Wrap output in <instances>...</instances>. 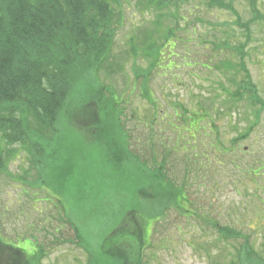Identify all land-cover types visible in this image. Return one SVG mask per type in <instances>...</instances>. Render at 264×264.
<instances>
[{
    "label": "rangeland",
    "instance_id": "374dc122",
    "mask_svg": "<svg viewBox=\"0 0 264 264\" xmlns=\"http://www.w3.org/2000/svg\"><path fill=\"white\" fill-rule=\"evenodd\" d=\"M153 6L120 0L108 64L85 76L79 72L53 131L29 135L26 146L0 139L10 158L0 173V244L25 252L19 264L264 259V17L252 19L251 12L256 7L264 15V0H234L239 24L229 10L205 0ZM169 28L172 38L163 44ZM145 38L155 44L149 58L157 64L145 77L150 102L140 96L142 78L134 77L149 62L133 53V47L144 49ZM244 42L261 105L233 96L232 79L246 77L229 66ZM101 85L100 100L108 99V107H100V126L89 125L84 111L98 110L93 91ZM76 118L81 120L74 124ZM190 126L196 146L188 153ZM211 127L226 142L241 136L240 151L248 146L242 156L210 146ZM153 186L163 189V202L148 194ZM174 189L190 212L173 205Z\"/></svg>",
    "mask_w": 264,
    "mask_h": 264
},
{
    "label": "trees",
    "instance_id": "16d2710c",
    "mask_svg": "<svg viewBox=\"0 0 264 264\" xmlns=\"http://www.w3.org/2000/svg\"><path fill=\"white\" fill-rule=\"evenodd\" d=\"M184 1L188 0H147V4L152 3L156 10H161ZM205 1L208 6H220L229 10L236 16L237 24H239L238 13L231 6L234 0H230L228 4H224V0ZM119 3L120 0H0L1 140L9 144L18 143L26 146L29 135H41L48 130L53 131L62 108H65L70 100L73 86L79 80L76 78L79 72H82L80 76H85L108 64L107 59L111 55L114 44ZM177 7H174L175 10ZM251 12L252 19L264 17L256 7L251 8ZM244 30L248 39V22L244 23ZM172 35V29L169 28L161 43L170 42ZM144 41L146 43H142L144 49L137 50V47H133V53H141L149 58L150 53L155 50V44H148L146 38ZM245 47L246 42L239 44L238 61L235 66H229L246 77V79L244 77L232 79L237 85L233 96L240 100L247 97L252 104L261 105V99L245 66ZM156 66L157 64L149 58L147 67L134 74L135 80L142 78L140 96L147 102L149 99L144 92L145 77H149L150 71ZM115 68L118 71L122 70L120 64H115ZM103 90L105 92L101 85L93 91L94 97H98V103L96 102L98 110L90 114L84 111V120L92 123L89 125L100 126L103 122V116L99 113L100 107L104 110L109 102L106 98L103 99L105 102H101ZM103 103L106 104L103 105ZM110 111L109 108L106 114L111 113ZM183 112L188 114L186 109H183ZM182 119L187 121L188 117L186 119L182 117ZM80 120L76 118L74 124ZM81 126L88 125L81 124ZM186 129L190 133L196 130L191 126ZM189 137L188 147L185 146L183 151L191 153L196 146V140L192 139L193 133ZM241 139L242 137L238 136L234 140ZM212 144L219 147L223 145L222 139L215 137ZM159 145L166 144L162 141ZM145 147H147L146 144ZM150 157L154 159V153L151 156L146 155L147 162ZM9 159L3 156V150L0 147V173L6 169V162ZM160 168L161 166H158L157 169L161 173ZM149 187L152 189V186ZM153 188L154 190L148 193L150 197L159 203L163 202V199H166L163 189L155 186ZM172 194L174 195L173 205L187 213L192 210L188 203L179 197L178 189H174ZM141 196L143 194H140ZM228 231L224 232L225 235H228ZM129 248L132 249V245ZM0 249L3 251L1 255L5 259V263L2 262L4 264H19L22 259H26L25 252L19 247L3 243V245L0 244ZM103 253L109 257L107 252ZM249 253L252 255V252L249 251ZM252 259L254 260L252 264H264V259L256 256Z\"/></svg>",
    "mask_w": 264,
    "mask_h": 264
},
{
    "label": "flooded vegetation",
    "instance_id": "af4514ba",
    "mask_svg": "<svg viewBox=\"0 0 264 264\" xmlns=\"http://www.w3.org/2000/svg\"><path fill=\"white\" fill-rule=\"evenodd\" d=\"M214 128L213 127H211L210 128V132L212 133V136H218V133H213V130ZM239 136V135H238ZM236 138V137H235ZM235 138H232V139H230L229 140V142H226L224 139H222V143H223V145H220L219 147H215V146H213V144H210V146H212V147H214L216 150H217V152L219 151L222 155H224V152L225 151H228V149H226V146H228V147H231L232 149H231V152H234V149H235V151L237 150V151H240V149H239V144H240V141H242V140H240V141H236V140H234ZM219 140H220V138H219ZM234 142H236V143H234ZM236 147V148H235ZM247 147L248 146H246V145H243L242 146V148H243V150H246L247 149ZM241 152V156H242V154H243V152L244 151H240ZM253 172H255V170L253 171Z\"/></svg>",
    "mask_w": 264,
    "mask_h": 264
}]
</instances>
